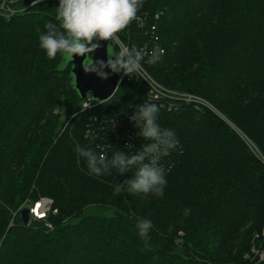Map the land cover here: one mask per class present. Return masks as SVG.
Instances as JSON below:
<instances>
[{"label":"trees","instance_id":"1","mask_svg":"<svg viewBox=\"0 0 264 264\" xmlns=\"http://www.w3.org/2000/svg\"><path fill=\"white\" fill-rule=\"evenodd\" d=\"M58 4L25 0L0 13V264H264L253 251L264 249V0H144L147 25L135 20L120 34L136 45L158 35L165 51L144 62L149 73L201 95L228 119L205 106L156 104L157 122L179 141L160 160L162 197L116 195V183L133 173L90 175L75 151L100 153L107 142L111 158L147 143L115 136L108 121L123 116L136 127L131 117L147 86L124 80L108 100L83 108L71 63L58 67L61 58L48 59L38 45ZM41 196L57 209L52 228L14 214ZM137 218L154 226L151 250Z\"/></svg>","mask_w":264,"mask_h":264},{"label":"clouds","instance_id":"2","mask_svg":"<svg viewBox=\"0 0 264 264\" xmlns=\"http://www.w3.org/2000/svg\"><path fill=\"white\" fill-rule=\"evenodd\" d=\"M144 0H59L55 21L45 24V31L38 36L39 48L47 58L60 57L63 68L74 57H84L101 46V42L119 45L120 34L139 18ZM164 49L154 47L145 53L141 49L126 48L108 54L107 60H91L83 65L86 73L96 74L106 79L111 73L137 75L142 70L141 61L147 55L148 63H156L164 55ZM158 106L151 102L139 105L131 117L143 138L141 148L128 153L115 151L111 158L101 151L76 146L75 151L87 163L89 174L93 176L112 175V170L124 174L131 171L132 178L115 186V194L126 191L129 194H143L162 197L167 185L166 170L160 160L170 154L179 144L174 131L162 128L157 122ZM96 138H93V141ZM131 147L130 145H125ZM133 170H135L133 172ZM191 210L184 209V215ZM144 247L151 250L149 233L153 229L151 220L137 218L135 225Z\"/></svg>","mask_w":264,"mask_h":264},{"label":"built area","instance_id":"3","mask_svg":"<svg viewBox=\"0 0 264 264\" xmlns=\"http://www.w3.org/2000/svg\"><path fill=\"white\" fill-rule=\"evenodd\" d=\"M16 10L13 9V4L10 3V1L7 0H1L0 2V13L8 14V16L12 13H14ZM140 26H146L147 25V19L145 17L139 16V18L136 20ZM155 26H152V29H154ZM160 47L163 48L159 44V37L158 35H150V38L148 40H145L144 43L136 45V44H129L124 42L121 38H119V45L118 52L122 49L126 48H136L141 49L145 53L150 52L154 47ZM164 49V48H163ZM144 62H147V55H145V59L141 61L142 64V70L137 75H124L121 73L119 85L122 81H133L134 79H140L142 80L146 86L147 91L145 94V101L151 102L154 104H161L164 107H176L179 104H188L192 105L195 108H200L202 106H205L215 112L218 110L213 107V105L207 101L204 97L197 93L184 91V90H178V89H172L169 87H166L162 83H160L156 78H154L149 71L146 69ZM118 85V86H119ZM118 88V87H117ZM99 101H94L91 98V94H88L85 99L82 100V107L88 108L94 104H96ZM125 118L123 116H113L108 121L113 124V129L111 130L112 133L115 136H121V137H128V138H134L139 135V129L137 127L130 128L129 125L124 120ZM103 120L99 121V125L101 128H104ZM87 135L92 133V128L89 126L87 128ZM104 143V144H103ZM107 142H101V151L104 148ZM144 142H138L134 145V148L140 149L142 144ZM100 151V152H101ZM104 152V151H103ZM161 165L165 168L166 166L161 163ZM29 205L30 207V221L32 220H42L45 223V226L48 228H52L53 224L51 221H49V214L51 212L56 213L57 209L53 208V199L48 196H42L39 199L35 201L27 200L26 203L22 204L15 212L14 214H20V210L25 206ZM264 234V230H263ZM253 251L260 257L259 259H264V251L257 250L255 247H253Z\"/></svg>","mask_w":264,"mask_h":264},{"label":"water","instance_id":"4","mask_svg":"<svg viewBox=\"0 0 264 264\" xmlns=\"http://www.w3.org/2000/svg\"><path fill=\"white\" fill-rule=\"evenodd\" d=\"M114 54L112 45L106 42H101V46L84 57H74L68 63H71V86L78 93L81 99H85L88 94L94 101L103 102L108 100L117 90L119 85L121 73H111L106 79L98 77L96 74L86 73L83 65L91 60H107L108 54ZM20 217L24 224L30 221V207L25 205L20 210ZM1 244V240H0Z\"/></svg>","mask_w":264,"mask_h":264},{"label":"rangeland","instance_id":"5","mask_svg":"<svg viewBox=\"0 0 264 264\" xmlns=\"http://www.w3.org/2000/svg\"><path fill=\"white\" fill-rule=\"evenodd\" d=\"M23 1H25V0H13V1H11L10 3H14L13 4V9H15V10H17L18 8H19V5H20V3L21 2H23ZM34 2V1H33ZM32 4V3H31ZM5 15H8V14H5ZM11 15V14H10ZM185 91V90H184ZM194 93V92H193ZM213 111V110H212ZM215 112V111H214ZM218 116H220L221 118H223V119H225L226 121L228 120L225 116H223L219 111H217V112H215ZM251 144V143H250ZM42 197V196H41ZM263 230H264V228H263ZM258 250H262V251H264V249L262 248V249H258ZM259 257V256H258ZM260 258V257H259Z\"/></svg>","mask_w":264,"mask_h":264}]
</instances>
